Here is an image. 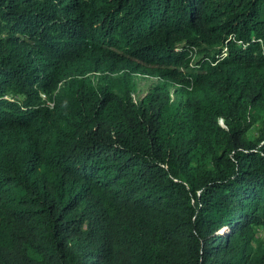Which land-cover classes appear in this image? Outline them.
Wrapping results in <instances>:
<instances>
[{"label": "trees", "instance_id": "16d2710c", "mask_svg": "<svg viewBox=\"0 0 264 264\" xmlns=\"http://www.w3.org/2000/svg\"><path fill=\"white\" fill-rule=\"evenodd\" d=\"M257 225L264 0H0V264H264Z\"/></svg>", "mask_w": 264, "mask_h": 264}, {"label": "rangeland", "instance_id": "374dc122", "mask_svg": "<svg viewBox=\"0 0 264 264\" xmlns=\"http://www.w3.org/2000/svg\"><path fill=\"white\" fill-rule=\"evenodd\" d=\"M134 79L137 84V89L133 93V97L135 99H138L144 93H146L151 87V85L157 81L156 77L146 76V75L138 74V73L134 74ZM255 230H256L255 242L262 244V242H264V226L257 225Z\"/></svg>", "mask_w": 264, "mask_h": 264}, {"label": "built area", "instance_id": "2783aa9c", "mask_svg": "<svg viewBox=\"0 0 264 264\" xmlns=\"http://www.w3.org/2000/svg\"><path fill=\"white\" fill-rule=\"evenodd\" d=\"M41 96L43 97V98H45V94L44 93H41ZM49 104H52V102H49V101H47Z\"/></svg>", "mask_w": 264, "mask_h": 264}]
</instances>
